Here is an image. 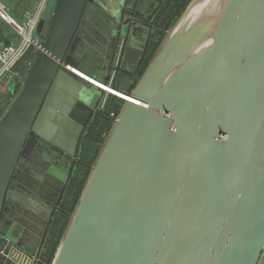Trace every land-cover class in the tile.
<instances>
[{"label":"water","instance_id":"water-1","mask_svg":"<svg viewBox=\"0 0 264 264\" xmlns=\"http://www.w3.org/2000/svg\"><path fill=\"white\" fill-rule=\"evenodd\" d=\"M201 1L190 0L130 94L116 82L136 73L143 53L132 42L147 30L123 11L127 0L48 1L11 67L15 98L0 99V264L42 263L43 247H31L57 206L47 184L63 194L103 97L123 100L105 87L132 101L112 121L51 264H259L264 0H222L215 21L185 27ZM94 9L108 20L94 24ZM91 50L93 75L83 71Z\"/></svg>","mask_w":264,"mask_h":264},{"label":"trees","instance_id":"trees-1","mask_svg":"<svg viewBox=\"0 0 264 264\" xmlns=\"http://www.w3.org/2000/svg\"><path fill=\"white\" fill-rule=\"evenodd\" d=\"M189 1L190 0H167L161 9L156 13L153 22L154 33L149 39L145 55L135 79H132V82L131 80L127 79L125 82H123L118 78L116 82V89L118 91L121 85L125 84L126 82H131L130 89L133 88L135 81L142 75L148 66L150 60L153 58L156 50L161 44L167 30L174 22L173 19H176L182 13L184 7ZM33 2L34 0H29L25 2L24 5H22L21 8H23V11L20 14L21 17H24L27 12L29 13L33 9ZM93 13L97 18L101 16V12L98 9H94ZM15 16L17 15L13 14L11 18L16 20L17 17ZM0 42L8 44L7 37H2L1 34ZM85 67H87L86 61L83 63L84 73H86ZM127 77L128 76L126 75L125 78ZM106 98L107 102L105 109H103L102 112L96 116L93 127L85 136L83 146L81 148L80 160L76 165L73 177L65 190L62 201L59 204V208L57 209V213L49 225L41 256V264H51L69 223L70 216L78 203L91 168L98 156V147H100L107 136V133L110 131L112 121L114 120L113 118H110V116L114 115L116 117L120 112L121 105L123 104L122 101L115 96H106Z\"/></svg>","mask_w":264,"mask_h":264},{"label":"flooded vegetation","instance_id":"flooded-vegetation-1","mask_svg":"<svg viewBox=\"0 0 264 264\" xmlns=\"http://www.w3.org/2000/svg\"><path fill=\"white\" fill-rule=\"evenodd\" d=\"M166 1L167 0H127L125 6H123V11L128 10L132 14V16L135 17L136 21H139L141 24H143L147 30L146 32H139V33H138V31H136L134 40L132 42V44L135 45L136 48H139L141 50V51H139V54L143 53V57L145 55V51H146L149 39H150L151 35L154 33L153 22L155 19V15L161 9V7L165 4ZM100 12H101L100 17H98V18L95 17L94 19H92V22L94 24H96L98 20L103 21V22L108 20V15L104 12V10L102 11V9H101ZM123 16H124V14H123ZM139 43H141V44H139ZM143 57H142V59H140V65H141V62L143 60ZM137 59H139V58H137ZM140 65H139V67H140ZM139 67H138V69H139ZM133 68H135V64H133ZM138 69L133 76H131L129 74H122L119 77V79H121V81H123V82H125L126 79L132 81V79L135 78V76L138 72ZM126 75L128 76L127 78H125ZM93 124H94V120L91 123V127L87 130L88 132L93 127ZM82 146H83V144H82ZM82 146H81V148H82ZM41 170L44 171L43 168H41ZM47 187L49 188V190L47 192L48 193L47 194L48 199L51 200L53 203H55V202L57 203V206L55 207V211H56L59 208V204L62 201V197H63L65 191L62 194V192H60V188H59L58 184H54L52 182L50 183V185L47 184ZM55 211H54V215L52 216V219L56 215ZM38 224L41 225V229L39 231H35L36 237H35V241L33 240V246L31 247V251H35L37 246H40V245H41V248L44 247V242H45V238H46V228L48 226V222L44 219V217H42L39 220ZM48 228H49V226H48ZM43 235H45V238Z\"/></svg>","mask_w":264,"mask_h":264},{"label":"built area","instance_id":"built-area-1","mask_svg":"<svg viewBox=\"0 0 264 264\" xmlns=\"http://www.w3.org/2000/svg\"><path fill=\"white\" fill-rule=\"evenodd\" d=\"M48 1L49 0H37L33 9L25 14V21L22 25L17 24L11 18V21L6 22L18 37L14 42L8 41V44L4 43V48L0 51V85L5 79L10 77V75H13L10 71L11 67L25 52L26 48L33 43L36 26L45 13ZM0 9L1 13L6 15L1 7ZM0 17L4 20L2 14H0ZM3 88L6 90L7 86H3ZM110 118L115 119L116 117L111 115ZM259 264H264V251Z\"/></svg>","mask_w":264,"mask_h":264},{"label":"rangeland","instance_id":"rangeland-1","mask_svg":"<svg viewBox=\"0 0 264 264\" xmlns=\"http://www.w3.org/2000/svg\"><path fill=\"white\" fill-rule=\"evenodd\" d=\"M4 0H0V7L3 9V11H5V13H6V15L9 17V18H11V16H13V14H16L17 16H15V17H17L16 18V20H14V19H12L14 22H16L17 24H19V25H22L23 23H24V17L22 16H20V14H21V12L23 11V8H21L22 6H14V8H11V7H7L6 5H5V3L3 2ZM10 1V0H9ZM19 2H22V1H19ZM190 2V1H189ZM189 2L187 3V5L189 4ZM12 3H14V1L13 2H11V4ZM23 3V2H22ZM19 4V3H18ZM187 5L184 7V10L182 11V13L174 20L173 19V23H172V25H171V27L167 30V32H166V34H165V36H164V38L163 39H165V37L167 36V33H170L172 30H174L176 27H177V25L179 24V23H181L182 21V18H181V16H182V14H183V12L185 11V9H186V7H187ZM175 27V28H174ZM1 34H2V37L4 36V37H7V40L8 41H11V42H14L16 39H17V35H16V33L14 32V30L6 23V21H4L1 17H0V36H1ZM157 51V50H156ZM155 54H156V52H155ZM13 79H16V76L15 75H10V77H8L7 79H5L2 83H1V85H0V99L2 98V97H4V96H8V99L7 100H9V102H8V104H10V102L15 98V96H10L9 94H8V92H7V89L5 90L4 88H3V86L4 87H6L7 86V88H9V86L11 85V83H12V80ZM105 96L103 97V102L105 103L106 101H105ZM2 100V99H1ZM7 106L8 105H6L4 108H3V110H2V112H1V114L5 111V109L7 108ZM109 134V132L107 133V135ZM107 137V136H106ZM106 137H105V139H106ZM105 139H104V141H105ZM104 141H103V143H104ZM103 143L100 145V147H98V154L97 155H99V153H100V151H101V149H102V147H103ZM98 157V156H97ZM96 160H97V158L95 159V162H96ZM95 162H94V164H95ZM94 166V165H93ZM92 166V167H93ZM92 169V168H91ZM89 175H90V173H89ZM89 177V176H88ZM88 179V178H87ZM69 221H70V219H69ZM69 224V223H68ZM41 229V225L40 224H38V226H37V228H36V231H39Z\"/></svg>","mask_w":264,"mask_h":264},{"label":"bare ground","instance_id":"bare-ground-1","mask_svg":"<svg viewBox=\"0 0 264 264\" xmlns=\"http://www.w3.org/2000/svg\"><path fill=\"white\" fill-rule=\"evenodd\" d=\"M221 1L222 0H203V1L199 2L198 4H196L189 11L188 15L184 19V22H185L184 26L186 27V26L190 25V23L192 24L195 20H197L198 18H201L202 16H205L206 20H208L211 23L213 21H215L217 16H218V13L221 9ZM210 41H211V39H207L204 42L203 46L208 45L210 43ZM77 76L79 78H81L82 80H86L87 82H90L92 84H96L92 81H89V79H87L86 77H84L80 74H77ZM104 90L106 92L113 94V91L107 87H105ZM126 101L131 102L132 100L130 98H128Z\"/></svg>","mask_w":264,"mask_h":264},{"label":"crops","instance_id":"crops-1","mask_svg":"<svg viewBox=\"0 0 264 264\" xmlns=\"http://www.w3.org/2000/svg\"><path fill=\"white\" fill-rule=\"evenodd\" d=\"M14 1V3H12L11 4V2H13ZM19 1H22V2H19ZM27 1H29V0H4L3 2L5 3V5L7 6V7H11V8H14V6L16 5V6H22V5H24V3L25 2H27ZM19 3V4H18ZM36 3H37V0H34V2H33V4H32V7H34L35 5H36ZM15 6V7H16ZM0 14H2L1 13V9H0ZM143 37V36H142ZM139 44H141V43H139ZM137 51H138V53H139V51H141L139 48H137ZM95 57H99L98 56V54L96 55V53L93 51V50H91V52H89V54H88V59H89V61H86V64H87V67H85V74H87V73H89V75L91 74V75H93L94 73H97L96 72V70L94 69V67L92 68V62L94 61L95 62ZM138 58V55L136 56V57H134L133 58V60L131 61V63H130V65L129 66H131V70H133V64H134V62H135V60ZM151 61V60H150ZM128 66V67H129ZM135 79V78H134ZM133 79V80H134ZM139 79V78H138ZM137 79V80H138ZM137 80L135 81V85H136V83H137ZM93 82V81H92ZM132 82V81H131ZM131 82H126L125 84H122L121 85V87L119 88V91H121V92H124V93H126V94H130L131 92H132V90H133V88H134V86H133V88L132 89H130V85H131ZM92 86H95L96 84H92V83H90ZM130 90V91H129ZM113 94H115V95H117V96H119V97H121L123 100H127L129 97H126L125 95H122V94H119V93H117V92H115V91H113ZM121 100V99H120ZM123 100H121L122 101V105H121V108H120V110L123 108V106H124V101ZM105 101L107 102V98H105ZM106 102H105V104H106ZM111 127H112V125H111ZM111 129V128H110ZM68 226V225H67ZM61 242V241H60ZM60 244V243H59Z\"/></svg>","mask_w":264,"mask_h":264}]
</instances>
